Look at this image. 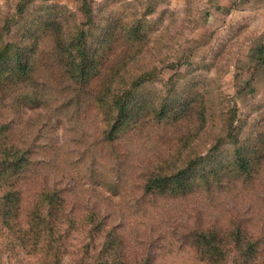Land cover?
<instances>
[{
  "label": "rangeland",
  "instance_id": "rangeland-1",
  "mask_svg": "<svg viewBox=\"0 0 264 264\" xmlns=\"http://www.w3.org/2000/svg\"><path fill=\"white\" fill-rule=\"evenodd\" d=\"M55 20L62 30L84 31V45L91 52L98 47L101 52L108 50L109 63H118V55H124L125 64L119 65L117 77L127 85L124 110H137L135 117L142 124L130 130L128 123L134 124L133 119L122 120L116 131L121 135L116 144L121 148L118 157L106 142L105 151H100L101 147L91 150L101 129L94 107L62 110L58 104L67 90L60 93L51 80L55 77L49 74L37 77L46 83L42 91L48 97L55 95L59 102L56 99L46 108L42 103L30 104L22 110V117L38 111L52 114L45 133L58 137L75 158L85 154L86 162L98 159L105 174L118 173L117 161L122 158V172L136 181L159 158L173 159V164L198 159L191 176L197 191L158 200L156 209L149 212L153 207L148 205L145 214L138 207L139 193L132 182L126 183L130 190L123 200L124 192H108L112 198H103L104 188L98 185V190L91 191L92 197L80 195L78 202L86 206L88 198H94L103 210L111 211L114 223L125 219L133 205L142 214L134 226L139 234L144 237V231L152 228L154 234L149 238L153 240L165 229L168 233L157 264H199L189 246L169 242L173 229L168 227L181 219L184 225L178 231L183 232L184 226L205 218L226 217L235 205L233 199H238L232 191L237 188L236 178L227 181L229 186L210 188L206 180L211 166L248 158L255 145L264 144V0H0V50L6 47L0 57V72L32 62L36 49L52 46L48 37H41L44 23ZM95 53L98 56V51ZM12 103L16 115L18 106L11 97ZM15 118L17 136L31 135L33 126L26 127L25 118ZM37 149V158H54L53 148L48 152ZM23 186L21 215L26 217L34 189L28 178ZM2 193L0 189V199ZM2 217L0 209V227ZM3 234L0 232V264H76L84 258L89 240L88 230L82 227L72 230L66 239L61 231L60 238L52 236L48 245L44 230L37 250L29 251L26 241ZM91 253L99 256L96 248ZM86 259L90 264V258Z\"/></svg>",
  "mask_w": 264,
  "mask_h": 264
},
{
  "label": "trees",
  "instance_id": "trees-1",
  "mask_svg": "<svg viewBox=\"0 0 264 264\" xmlns=\"http://www.w3.org/2000/svg\"><path fill=\"white\" fill-rule=\"evenodd\" d=\"M59 24L55 20L43 25L41 38L48 37L52 46L36 49L32 62L20 63L0 72V189H3L0 232L5 233L4 237L13 235L26 241L27 249L31 251L37 250L44 230L48 232L50 245L52 236L59 235L60 238L61 231L63 239H66L72 230L83 227L89 232V240L84 245V258L76 264H87V257L90 264H157L159 249L167 245L166 229L159 232L158 238L151 240L149 235L154 231L147 228L143 237L138 228H134L135 221L142 214L133 205L127 209L125 219L114 223L111 211L103 210L94 198H90L91 191L95 192L101 185L103 198H112L108 197V192L113 195L124 192L123 200L130 190L126 183L132 182L139 193L138 207L145 214L148 205L153 207L149 212L156 209L158 200L186 197L197 191L191 184V176L198 159L189 158L173 164V159L159 158L150 163L136 181L122 172L124 158L116 162L119 172L113 175L100 171L96 158L86 162L85 154L78 158L70 155V150L62 146L58 137L45 133V125L52 121V114L46 111H38L29 118L24 116L26 127L33 126L31 135L17 136L15 117L24 120L22 110L24 112L33 103H42L46 108L57 99L55 95L48 97L42 91L46 83L37 76L47 74L55 77L51 80L59 86L60 93L67 90L60 102L57 99L62 110L71 106L79 109L94 107L101 129L94 139L95 148L91 150L101 147L100 151H105L106 142L109 143L108 150L118 157L121 148L116 144L121 135L116 131L124 123L122 120L133 119L134 124L128 123L131 124L127 127L130 130L142 124L135 117L137 110H124L127 85H122L117 79L120 66L125 64L124 55H118V63L116 60L109 63L108 50L101 52L98 47L91 52L84 45V31L62 30ZM104 40L107 43L108 33ZM4 49L6 47L0 50V57ZM11 97L18 106L16 115L14 104H9ZM3 111L9 114L5 115ZM38 147L47 152L53 148L54 158H37ZM253 148L248 158L241 156L232 163L211 166L212 173L206 180V186L210 188L229 186L227 181L236 178L234 185L237 188L232 191L238 199H233L235 205L228 209L226 217L205 218L195 225L184 226L183 232L178 231L184 225L181 219H175L174 225L168 227L173 229L169 231V242L189 246L199 264H264V144ZM25 178L30 180L34 189V199L26 217L21 215ZM87 194L91 196L83 206V201L78 202V198ZM128 223L132 224L128 227ZM94 248L99 256L92 255Z\"/></svg>",
  "mask_w": 264,
  "mask_h": 264
}]
</instances>
